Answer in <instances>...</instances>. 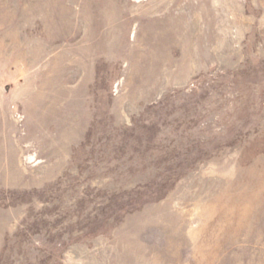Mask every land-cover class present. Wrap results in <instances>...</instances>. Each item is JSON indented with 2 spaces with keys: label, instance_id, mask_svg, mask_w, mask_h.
<instances>
[{
  "label": "rangeland",
  "instance_id": "rangeland-1",
  "mask_svg": "<svg viewBox=\"0 0 264 264\" xmlns=\"http://www.w3.org/2000/svg\"><path fill=\"white\" fill-rule=\"evenodd\" d=\"M0 264H264V0H0Z\"/></svg>",
  "mask_w": 264,
  "mask_h": 264
}]
</instances>
